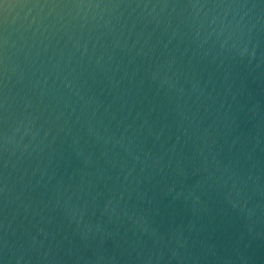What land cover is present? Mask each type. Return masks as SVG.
I'll use <instances>...</instances> for the list:
<instances>
[{"label": "clouds", "instance_id": "1", "mask_svg": "<svg viewBox=\"0 0 264 264\" xmlns=\"http://www.w3.org/2000/svg\"><path fill=\"white\" fill-rule=\"evenodd\" d=\"M5 22L0 264H245L197 221L216 198L249 232L264 222L246 147L264 140V110L248 106L255 132L234 134L238 70L264 76V0H44ZM18 29L57 46L21 56ZM163 199L187 222L154 227Z\"/></svg>", "mask_w": 264, "mask_h": 264}, {"label": "water", "instance_id": "2", "mask_svg": "<svg viewBox=\"0 0 264 264\" xmlns=\"http://www.w3.org/2000/svg\"><path fill=\"white\" fill-rule=\"evenodd\" d=\"M43 2L44 0H0V36L8 27L5 22L6 17L10 14L13 16L18 13L23 14L34 5ZM46 12V9L41 10L39 14L43 16ZM36 14L37 10H33L29 15L35 16ZM48 19L51 20L52 17L49 16ZM21 35H23V40L19 38ZM11 39L16 41L18 47L23 45L22 56L24 51H28L30 54L39 51L44 44H48L50 48L57 46L58 37L51 36L49 32L33 35L30 30L18 29L12 34ZM29 44H31V48L28 47ZM234 88L240 89L241 95L238 96V100L243 105L241 111L237 113V127L234 134L245 138L254 134L257 123L256 120L249 119L244 115L247 107L255 103L264 110V76L258 72L247 73L238 70ZM246 147L251 150L252 157L259 166L264 167V140L256 145L247 143ZM258 200V196H252V201ZM207 203V211L197 221L200 228L198 239L211 245L218 255L234 257L238 252L244 258L245 264H264V222L257 223L249 232L245 226L244 217L237 210L216 198H209ZM6 211L3 201L0 200V221L4 219ZM189 218L190 214L180 202L163 199L159 204L158 213L152 219L153 226L164 232L171 227L186 223ZM26 223L27 221H25ZM112 246V240H106L103 245L109 250ZM236 264H239V261Z\"/></svg>", "mask_w": 264, "mask_h": 264}]
</instances>
